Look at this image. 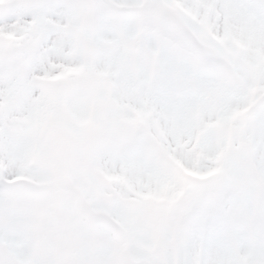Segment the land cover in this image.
Masks as SVG:
<instances>
[{
	"label": "snow or ice",
	"instance_id": "snow-or-ice-1",
	"mask_svg": "<svg viewBox=\"0 0 264 264\" xmlns=\"http://www.w3.org/2000/svg\"><path fill=\"white\" fill-rule=\"evenodd\" d=\"M0 264H264V0H0Z\"/></svg>",
	"mask_w": 264,
	"mask_h": 264
}]
</instances>
